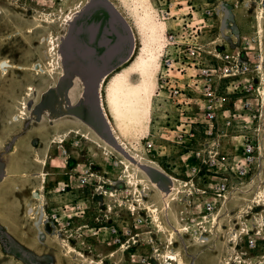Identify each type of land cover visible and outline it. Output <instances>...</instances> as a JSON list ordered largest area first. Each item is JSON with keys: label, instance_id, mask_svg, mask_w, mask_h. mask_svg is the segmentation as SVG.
Segmentation results:
<instances>
[{"label": "rangeland", "instance_id": "rangeland-1", "mask_svg": "<svg viewBox=\"0 0 264 264\" xmlns=\"http://www.w3.org/2000/svg\"><path fill=\"white\" fill-rule=\"evenodd\" d=\"M96 1L101 0H0V60L10 66L6 75L0 67V264H81V257L68 255L59 245L58 233L104 264H174L165 257L169 251L187 264H240L233 262V247L246 264L264 262L263 233L253 251L240 239L264 227V168H256L245 184H238L206 213L208 199L201 191L207 189L210 175L192 178L195 149L177 136V127L194 131L204 119L195 107L178 104L181 98H173L170 91L184 88L195 73L188 66L193 61L188 47L229 52L249 41L246 51L252 60H260V70L223 83V95L237 101L244 120L235 126L236 149L225 141L224 155L240 157L245 126L250 135L263 139L259 90L264 89V16L261 45L252 39L259 36L255 15L264 0H108L134 30L136 57L148 55L141 21L145 9L157 24V41L149 42L158 58L150 116L127 127L112 120L132 152L113 139L102 116L109 114L106 93L111 78L100 88L101 111L87 97L89 82L67 54L66 23ZM52 12L58 17L47 20L46 13ZM200 31L203 36L198 37ZM203 59L213 62L211 56ZM96 74L89 71L88 78ZM128 80L139 84L141 78L130 74ZM239 82L240 94L234 91ZM248 83L253 89L246 91ZM29 87L33 90L27 96ZM20 107L25 115L16 119ZM36 151L43 164L34 162ZM260 154L264 158L263 150ZM122 161L149 185L146 200L159 210L169 231H161L150 211L134 202ZM41 185L43 210L32 194Z\"/></svg>", "mask_w": 264, "mask_h": 264}, {"label": "built area", "instance_id": "built-area-1", "mask_svg": "<svg viewBox=\"0 0 264 264\" xmlns=\"http://www.w3.org/2000/svg\"><path fill=\"white\" fill-rule=\"evenodd\" d=\"M193 1L198 0H191L190 2ZM189 7L193 8V5L190 4ZM183 36L186 38L185 34ZM201 36H203L202 31H200L198 37ZM198 37L195 40H198ZM252 40L259 46L261 45L258 37H253ZM246 44L250 45V42L246 41ZM246 44L245 47H235L229 52H221L217 47L211 50L198 45L188 47L187 55L193 58L191 66H188L195 73L190 77V82L186 83L184 88L180 89L179 86L170 87L173 98H181L178 104L195 107L196 113L202 114L204 119L194 131L192 129H180L182 128L180 126L177 127V130H180L177 136L181 140L188 139L190 141L188 144L195 149L196 163L190 170L192 178L200 176L201 173L210 175L211 180L207 189L200 190L201 195L206 196L208 199L204 206L206 213L214 211L217 202L236 190L238 184H245L255 174L256 168H264V158L260 154L262 150L264 151V138L260 139L258 135H250L246 126L240 136L243 138L240 157H232L229 154L224 155L223 152L225 141H228L232 150L236 149L234 143L235 126H239L240 122H244L242 115L237 112V101L223 95V83L228 80L242 78L253 70L259 71L260 63H257V61L260 60H256V58L252 60L250 54L246 51V48H248ZM202 53L211 56L213 62L208 63L203 59ZM166 65L171 67L172 62L167 60ZM241 84L242 82H239L234 87V91L239 94L243 92V90L239 91ZM248 87L250 90L253 89L251 83L245 85V90ZM244 105V107L249 108L251 103L246 102ZM148 146L151 148L153 144L149 142ZM255 229H253L252 235L248 231L245 238L240 235V239H244L245 245L250 251L257 248V239L262 236V233L264 234V227ZM262 258L264 259V255ZM258 264H264V262L259 261Z\"/></svg>", "mask_w": 264, "mask_h": 264}, {"label": "bare ground", "instance_id": "bare-ground-1", "mask_svg": "<svg viewBox=\"0 0 264 264\" xmlns=\"http://www.w3.org/2000/svg\"><path fill=\"white\" fill-rule=\"evenodd\" d=\"M100 2H103L106 5H108L118 16L121 17V15L118 13V11L113 6V4L110 3L108 0H101ZM263 16H264V4L259 6L257 13L255 15L256 23L258 26L259 41L263 39V29H262ZM56 17H58V14H56L54 12L46 13V16H45V18L47 20H50V21L56 20ZM76 17H77V15H75L72 20L71 19L68 20V23H66L65 31L67 32V35L71 32L72 26L75 22ZM121 19L123 20V22L125 23V25L127 26L128 30L131 34V40L133 42V45H132V48H131L129 55L120 64V69L123 67L122 71L118 70L115 73H113L112 75H110V73H104L102 76H100V78L101 77L102 78H101L100 84L98 85V98L100 96V88L102 87L103 83L104 84L107 83L108 80L111 78L108 85H107V93H106V104H107V107L109 109L108 111H109L110 116L105 110H104L105 112H102V115H103L104 119L106 120L107 125L110 127V131L113 134L114 140L122 148H124L126 151L132 152L131 149L129 148V146L126 144V142L120 136L117 128L113 124V121H118L121 126L124 125L127 127V126H129V124H139V123H141V120L143 118L148 119L150 116L151 99L153 96L152 85L154 84L153 83L154 82V80H153L154 79V67L156 65V60L158 58L150 50L151 47L149 45V42L155 43V41H157V24L153 21L150 12L145 9L144 14L141 16V21H142V26L145 28L146 34L148 35L147 38L149 41L144 46L143 51H145V52L147 51L148 55H146V56L141 55V56L136 57V55H135L136 49L133 52L134 44L136 45V41H137L136 35L134 33L132 26L126 20V18L121 17ZM34 21L37 22V24H38L36 26V28L41 27V24H40L41 21L40 20L36 19ZM161 29H164V28H161ZM68 49H69V52L67 54L69 55L71 62L74 64L73 66H77L76 62L73 59L74 57L71 54L70 45L68 46ZM262 52H263V50H262ZM7 62L8 61L0 60V67H1L2 73L4 75L8 74L7 65L9 66V64ZM126 65H128V66H126ZM21 68L22 67H20V69ZM48 68H49L48 71L50 73H52L53 72L52 66L48 67ZM22 70H23V68H22ZM130 74H132V75L135 74V75L140 76V78H141L140 83L139 84H130V82L128 80V77ZM88 80H89V82L94 81V79L91 80L90 78H88ZM263 82H264V79H263ZM31 90H33L32 87H29L27 89V96L30 94ZM259 96L263 99V104H264V89L261 88L259 90ZM99 106H100L101 111H102L101 99H99ZM21 115H25V108L24 107L19 108V115H18V117H16V119L21 118ZM99 146H101V145H99ZM35 153H36V155H35L34 162L37 165L43 164L44 159L41 158L39 152L36 151ZM137 156L139 157V155H137ZM149 163H151V162H149ZM121 164L124 165V169L126 170L125 173H126V177L128 178L127 183L129 184V187L132 188L133 194L136 195V196H134V202L137 203L138 205L145 206L146 209H148L150 211L151 217L153 218V222L160 228L161 231H169V230H167L166 227L163 226V223L159 217V210L156 208V206L151 205L146 200V197H148L150 195V191H151L149 185L144 181L143 178H141L139 176L138 173L131 171V168H130L128 163L122 161ZM152 164H154V163H152ZM44 176H45L44 172H41V174H39V177L41 178L42 182L44 180ZM179 192H181V191H179ZM32 194H33L34 198L37 201H39L40 207L43 210L44 209L43 207L45 206V193L43 190V185H41L38 189L34 190ZM260 197L264 198V189L260 192ZM29 210H30L29 211L30 212L29 213L30 218L35 219V214L32 212L31 209H29ZM235 238H236V236H235ZM57 240L59 242V245L66 249V252L68 255L76 254L77 256L81 257L82 258L81 264H104L105 263L104 260H101L99 262L91 260L90 258L85 256L82 252L75 249L71 245L70 241L67 240L66 238H64L60 233H58ZM232 250L236 254V257H235L233 262L240 263V264H246L244 258H242V256H241L240 252H238V250L235 247H233ZM167 254H168V252H167ZM169 256L171 257V260L173 261L174 264H187L182 260V258L176 252L169 251V255L165 256V257L167 258Z\"/></svg>", "mask_w": 264, "mask_h": 264}, {"label": "flooded vegetation", "instance_id": "flooded-vegetation-1", "mask_svg": "<svg viewBox=\"0 0 264 264\" xmlns=\"http://www.w3.org/2000/svg\"><path fill=\"white\" fill-rule=\"evenodd\" d=\"M70 34L72 56L91 66L93 73L98 68H103L104 73L110 75L120 70V64L133 45L131 34L121 17L100 1L92 3L77 15Z\"/></svg>", "mask_w": 264, "mask_h": 264}, {"label": "water", "instance_id": "water-1", "mask_svg": "<svg viewBox=\"0 0 264 264\" xmlns=\"http://www.w3.org/2000/svg\"><path fill=\"white\" fill-rule=\"evenodd\" d=\"M70 41H71V34L69 33L67 35L66 39H65V44L67 46H69L70 43H71ZM82 57L85 58L84 55H82ZM74 61L76 62L77 67L80 69V71L84 74L85 79L89 82V80H88V72L92 71V67L83 64L81 62V60H79L77 57H74ZM97 72H98V74H96V76H95L96 79L93 78L94 81L93 82H89V84L87 85L88 86V90H87L86 94H87V97L89 99H91L93 102H95V104L97 103V105H98L99 104V98H98V85H99V82H98V80L100 79V76H102L104 74V70H103V68H98ZM105 122H106V120H105ZM106 126H107V129L109 130V132H111L110 131V127H108V125H106Z\"/></svg>", "mask_w": 264, "mask_h": 264}, {"label": "crops", "instance_id": "crops-1", "mask_svg": "<svg viewBox=\"0 0 264 264\" xmlns=\"http://www.w3.org/2000/svg\"><path fill=\"white\" fill-rule=\"evenodd\" d=\"M236 37V36H235ZM203 57H207L208 55L206 53H202Z\"/></svg>", "mask_w": 264, "mask_h": 264}]
</instances>
